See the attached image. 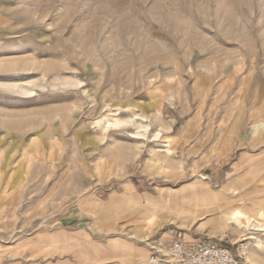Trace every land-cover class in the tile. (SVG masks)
<instances>
[{"label": "rangeland", "instance_id": "374dc122", "mask_svg": "<svg viewBox=\"0 0 264 264\" xmlns=\"http://www.w3.org/2000/svg\"><path fill=\"white\" fill-rule=\"evenodd\" d=\"M174 239L264 264V0H0V264Z\"/></svg>", "mask_w": 264, "mask_h": 264}, {"label": "built area", "instance_id": "2783aa9c", "mask_svg": "<svg viewBox=\"0 0 264 264\" xmlns=\"http://www.w3.org/2000/svg\"><path fill=\"white\" fill-rule=\"evenodd\" d=\"M248 247L232 248L216 243H187L179 239L151 248L148 257L138 264H248Z\"/></svg>", "mask_w": 264, "mask_h": 264}, {"label": "crops", "instance_id": "0c3cea01", "mask_svg": "<svg viewBox=\"0 0 264 264\" xmlns=\"http://www.w3.org/2000/svg\"><path fill=\"white\" fill-rule=\"evenodd\" d=\"M247 239H248V240H255V239H257V238H255V237H253V236H250V237H248ZM187 243H189V242H187ZM258 248H259V247H258ZM252 257H253V254H251V255L248 256L249 261L252 260Z\"/></svg>", "mask_w": 264, "mask_h": 264}, {"label": "bare ground", "instance_id": "6f19581e", "mask_svg": "<svg viewBox=\"0 0 264 264\" xmlns=\"http://www.w3.org/2000/svg\"><path fill=\"white\" fill-rule=\"evenodd\" d=\"M139 120V119H138ZM118 121V120H117ZM115 122V121H114ZM121 123V122H120ZM112 127V126H111ZM144 129V128H143Z\"/></svg>", "mask_w": 264, "mask_h": 264}]
</instances>
